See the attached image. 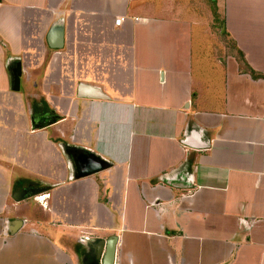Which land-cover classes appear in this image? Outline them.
<instances>
[{
    "label": "crops",
    "instance_id": "1",
    "mask_svg": "<svg viewBox=\"0 0 264 264\" xmlns=\"http://www.w3.org/2000/svg\"><path fill=\"white\" fill-rule=\"evenodd\" d=\"M113 235V264H264V0H0V264Z\"/></svg>",
    "mask_w": 264,
    "mask_h": 264
},
{
    "label": "water",
    "instance_id": "2",
    "mask_svg": "<svg viewBox=\"0 0 264 264\" xmlns=\"http://www.w3.org/2000/svg\"><path fill=\"white\" fill-rule=\"evenodd\" d=\"M47 42L51 48H61L63 46V26L61 21L56 22L50 29L47 36ZM13 82L12 87L14 90L20 88V76H21V63L18 61L13 67ZM79 96H90L94 98L104 97L96 88L79 84ZM34 119L32 118V122ZM34 125V124H33ZM69 157L72 158L75 165L78 176L88 175L97 172L107 165V162L88 152V150H82V153L75 151L68 152ZM117 237L111 236L106 242L103 239H95L91 244L97 245V253L95 257V264H113L115 255V244ZM105 244V246H104ZM104 252L102 254V251ZM102 255V257H101Z\"/></svg>",
    "mask_w": 264,
    "mask_h": 264
},
{
    "label": "rangeland",
    "instance_id": "3",
    "mask_svg": "<svg viewBox=\"0 0 264 264\" xmlns=\"http://www.w3.org/2000/svg\"><path fill=\"white\" fill-rule=\"evenodd\" d=\"M206 3H207L208 6H211L212 0H206ZM220 20H222V19L220 18ZM221 25H222L221 22H219V24H216V26H217V30L216 31L217 32H220L219 30L221 29ZM31 199L33 200V202H35V200H36L35 199V195L32 196Z\"/></svg>",
    "mask_w": 264,
    "mask_h": 264
},
{
    "label": "trees",
    "instance_id": "4",
    "mask_svg": "<svg viewBox=\"0 0 264 264\" xmlns=\"http://www.w3.org/2000/svg\"><path fill=\"white\" fill-rule=\"evenodd\" d=\"M213 13H214L215 18H216L217 17V13H216V10L215 9H213ZM249 72H250L251 76L254 77V78L261 77V74L256 73L252 69Z\"/></svg>",
    "mask_w": 264,
    "mask_h": 264
},
{
    "label": "built area",
    "instance_id": "5",
    "mask_svg": "<svg viewBox=\"0 0 264 264\" xmlns=\"http://www.w3.org/2000/svg\"><path fill=\"white\" fill-rule=\"evenodd\" d=\"M121 19H122V18H118V19L116 20V22L119 23V22L121 21ZM41 196H42V195H40V197H41ZM40 200H41V199H40Z\"/></svg>",
    "mask_w": 264,
    "mask_h": 264
},
{
    "label": "bare ground",
    "instance_id": "6",
    "mask_svg": "<svg viewBox=\"0 0 264 264\" xmlns=\"http://www.w3.org/2000/svg\"><path fill=\"white\" fill-rule=\"evenodd\" d=\"M43 196V195H42ZM39 198V197H38Z\"/></svg>",
    "mask_w": 264,
    "mask_h": 264
}]
</instances>
